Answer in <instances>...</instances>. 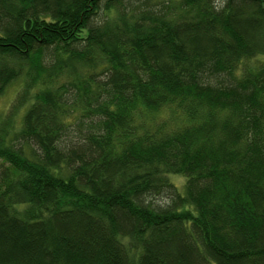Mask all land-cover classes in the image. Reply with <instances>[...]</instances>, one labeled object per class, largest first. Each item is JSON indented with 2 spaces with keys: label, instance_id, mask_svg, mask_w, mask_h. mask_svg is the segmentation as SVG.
Here are the masks:
<instances>
[{
  "label": "trees",
  "instance_id": "trees-1",
  "mask_svg": "<svg viewBox=\"0 0 264 264\" xmlns=\"http://www.w3.org/2000/svg\"><path fill=\"white\" fill-rule=\"evenodd\" d=\"M19 79L0 264H264V0H0Z\"/></svg>",
  "mask_w": 264,
  "mask_h": 264
},
{
  "label": "rangeland",
  "instance_id": "rangeland-1",
  "mask_svg": "<svg viewBox=\"0 0 264 264\" xmlns=\"http://www.w3.org/2000/svg\"><path fill=\"white\" fill-rule=\"evenodd\" d=\"M22 79L16 80L11 83L3 94L0 95V116H3L7 112H9L12 104L14 103L21 87H22ZM26 106L24 108L19 109L17 115L14 118V126L20 127L22 117L25 113ZM170 179L177 185V187L181 188L184 179L181 177L171 176ZM181 190V189H180Z\"/></svg>",
  "mask_w": 264,
  "mask_h": 264
}]
</instances>
